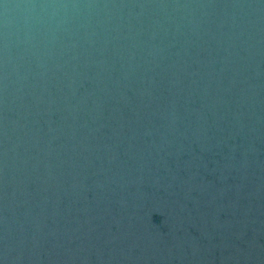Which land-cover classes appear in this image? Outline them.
<instances>
[{
  "label": "water",
  "instance_id": "95a60500",
  "mask_svg": "<svg viewBox=\"0 0 264 264\" xmlns=\"http://www.w3.org/2000/svg\"><path fill=\"white\" fill-rule=\"evenodd\" d=\"M0 264H264V0H0Z\"/></svg>",
  "mask_w": 264,
  "mask_h": 264
}]
</instances>
